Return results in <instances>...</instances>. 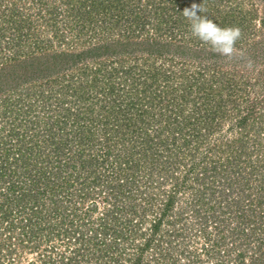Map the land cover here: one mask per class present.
<instances>
[{"label": "rangeland", "instance_id": "rangeland-1", "mask_svg": "<svg viewBox=\"0 0 264 264\" xmlns=\"http://www.w3.org/2000/svg\"><path fill=\"white\" fill-rule=\"evenodd\" d=\"M163 2L0 0V264H264V0Z\"/></svg>", "mask_w": 264, "mask_h": 264}, {"label": "clouds", "instance_id": "clouds-1", "mask_svg": "<svg viewBox=\"0 0 264 264\" xmlns=\"http://www.w3.org/2000/svg\"><path fill=\"white\" fill-rule=\"evenodd\" d=\"M206 11L203 2L192 3L182 10L191 36L206 45L212 53L223 58L226 63L243 60L237 47L238 42L242 39L241 30L235 26L220 27L204 14ZM251 64L250 60L247 61L248 67H251Z\"/></svg>", "mask_w": 264, "mask_h": 264}, {"label": "trees", "instance_id": "trees-1", "mask_svg": "<svg viewBox=\"0 0 264 264\" xmlns=\"http://www.w3.org/2000/svg\"><path fill=\"white\" fill-rule=\"evenodd\" d=\"M164 0H160L159 1V3L156 5V7L154 6V1L153 0H149V3H147L146 4V6H148V7H152L153 8V11L152 10H148V12H147V15L149 14H151L152 15V18L153 19H151L153 22L150 24V26H148V27H150L149 28V33H146V34H144L145 36H144V38L142 39V38H139V39H133V41H131V40H129V39H127L128 40V42L129 43H145V44H147L148 46H150V48L151 49H147V50H149V51H152V52H154V53H157V54H160V53H162L161 51H160V49L163 47V46H168L170 43H172V41H174V39H172L173 38V36L172 35H170V34H168L167 36H170V38L169 39H166V38H164V37H162L163 36V32L161 31V25H165V24H167V22L169 21L168 20V18H171V20H174V16H173V14H175V8L177 7L175 4H173L172 6H171V11H170V13H169V17L167 18V16H166V14H167V12H162L161 14L157 11V7H160V6H162V7H160V9H164L165 10V8L167 9V7H165L164 6V2H163ZM162 2H163V4H162ZM153 4V6H151ZM161 4V5H160ZM102 9H104V7H103V5H101L100 6ZM151 8V9H152ZM177 12V11H176ZM147 19V20H146ZM149 20V18H148V16H146L143 20H142V22L139 24V26L141 27V29H143L142 27H146V25H147V21ZM169 28V27H168ZM147 30V29H146ZM145 30V31H146ZM148 32V31H147ZM141 33H143V32H141ZM140 33V34H141ZM168 33H170L169 31H168ZM126 42V41H125ZM105 46L106 45H103V44H100V45H96V46H93V47H91V48H88V50H94L95 49V47H96V50L97 49H99V48H105ZM153 48H152V47ZM158 46L159 47H161V48H158ZM95 55H98L99 56V54H101V53H97V52H95L94 53ZM2 176H3V174L1 173L0 174V178H2ZM9 188H10V190H11V192H13L14 193V190L15 189H13L14 188V186L12 185V183L10 184V186H9ZM28 194V193H27ZM29 194H31V193H29ZM158 224H159V219H157L156 221H153V223H151V227H152V229L154 230V229H156L157 228V226H158Z\"/></svg>", "mask_w": 264, "mask_h": 264}]
</instances>
